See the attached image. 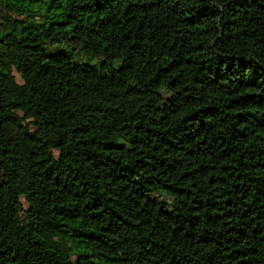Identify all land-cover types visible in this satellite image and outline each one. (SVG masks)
Segmentation results:
<instances>
[{"label":"trees","instance_id":"1","mask_svg":"<svg viewBox=\"0 0 264 264\" xmlns=\"http://www.w3.org/2000/svg\"><path fill=\"white\" fill-rule=\"evenodd\" d=\"M0 264H264V0H0Z\"/></svg>","mask_w":264,"mask_h":264},{"label":"rangeland","instance_id":"2","mask_svg":"<svg viewBox=\"0 0 264 264\" xmlns=\"http://www.w3.org/2000/svg\"><path fill=\"white\" fill-rule=\"evenodd\" d=\"M82 60H84V58H82ZM16 78L19 82H22V79L20 78V76L18 74H16ZM153 197L160 203H164L166 206L170 207L173 203V199L167 195L164 194H157L154 193Z\"/></svg>","mask_w":264,"mask_h":264}]
</instances>
